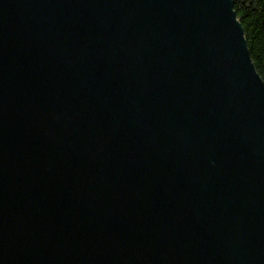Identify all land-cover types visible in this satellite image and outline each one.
Returning <instances> with one entry per match:
<instances>
[{"label": "water", "instance_id": "obj_1", "mask_svg": "<svg viewBox=\"0 0 264 264\" xmlns=\"http://www.w3.org/2000/svg\"><path fill=\"white\" fill-rule=\"evenodd\" d=\"M0 264H264L232 0H0Z\"/></svg>", "mask_w": 264, "mask_h": 264}, {"label": "trees", "instance_id": "obj_2", "mask_svg": "<svg viewBox=\"0 0 264 264\" xmlns=\"http://www.w3.org/2000/svg\"><path fill=\"white\" fill-rule=\"evenodd\" d=\"M254 67L264 81V0H232Z\"/></svg>", "mask_w": 264, "mask_h": 264}]
</instances>
